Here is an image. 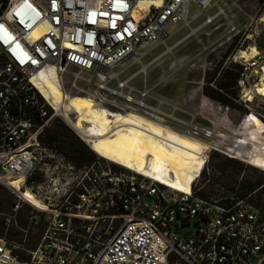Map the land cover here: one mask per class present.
<instances>
[{
  "label": "built area",
  "instance_id": "obj_1",
  "mask_svg": "<svg viewBox=\"0 0 264 264\" xmlns=\"http://www.w3.org/2000/svg\"><path fill=\"white\" fill-rule=\"evenodd\" d=\"M226 1L0 0V193L7 189L15 196L4 224L28 205L34 211L29 225L43 226L32 249L0 235V264H264V212L246 198L206 200L194 185L207 173L212 154L252 167L257 154L264 156V47L258 25L264 21L239 28L226 13ZM185 28V36L166 46L171 32ZM207 30L214 39L198 37L201 52L231 48L222 71L234 73V83L220 89L204 76L199 117L185 112L188 119L178 118L179 109L147 87L149 67L163 55L147 64L142 59L149 47L161 44L164 54L171 53L200 32L208 37ZM127 64L140 67L125 76ZM206 64L204 75L212 70L211 61ZM70 67L95 79L89 97L109 116L135 112L169 122L204 144L203 167L188 191L101 161L74 163L42 141L56 110L35 83L41 72L52 71L62 82ZM137 76L141 88L132 84ZM204 86L240 107L239 122L230 115L237 109L204 93ZM58 159L79 169L71 186L56 190ZM25 191L45 195L37 202ZM21 231L27 236L28 230Z\"/></svg>",
  "mask_w": 264,
  "mask_h": 264
},
{
  "label": "rangeland",
  "instance_id": "obj_2",
  "mask_svg": "<svg viewBox=\"0 0 264 264\" xmlns=\"http://www.w3.org/2000/svg\"><path fill=\"white\" fill-rule=\"evenodd\" d=\"M226 2L228 3L226 13L234 18L233 20L239 25V28L248 27L250 24V26L254 25V23L259 21V18L264 14V2L261 4L259 0H230ZM194 11V8H192L190 14ZM210 12H213V10ZM200 21V19L196 20L192 23V26H196ZM258 25L262 30L259 42H261L260 44L264 47V25H260L259 22ZM222 30L223 28L221 31ZM188 31L189 30L185 28L176 34L171 32V37L166 41V46H170L177 40L181 39ZM207 32L210 33V30H207ZM204 33L205 32H200V35L182 43L171 53L164 54L165 46L161 44L149 47L146 50L148 54L142 59V63L147 64L158 55H163L158 62L153 63L149 67L147 73V87L151 89V95L153 97L162 98L164 101L177 107L179 110L176 111L174 115L178 118L188 119L185 112L199 117V112H201L200 99L202 95L201 82L204 80V76L206 83L214 82V85L217 87H219L218 83L222 80L221 75L218 76V73L219 71H222L223 64L226 57L229 55L231 48H229V52L226 53L223 49H217L210 55L202 53L198 37L202 38L203 41L209 42L214 39L215 35V33H210L207 37ZM209 61L212 63V70H207V74L204 75V72L208 67L206 63ZM126 67L127 71L125 76H129L135 73L140 65L127 64ZM118 70L120 69L118 68ZM61 84L63 85V92L69 96L80 95L88 97L89 93H91L96 87V81L89 73L80 71L75 67L67 69L62 77ZM132 84L141 88L142 77H135ZM203 91L206 94L213 93V91L217 92L216 89L206 86L203 87ZM195 93L197 94L195 100H185L189 95H196ZM164 108L166 109L167 107ZM50 111L53 112L51 108ZM166 111L168 110L166 109ZM203 114L208 116V118L215 119V115L210 111H206V113ZM230 115L236 120V122H239L241 112L238 111V109L236 111L232 110ZM166 124H169V122H166ZM62 129H68L70 133L75 135L73 129L66 123L62 113L56 110L54 119L46 127L42 137L44 138V136H46L47 131L54 132ZM80 141L85 143L82 139H80ZM89 149L91 150L90 147ZM94 161H101L114 168L126 170L97 155ZM230 161L238 160L230 159L220 154H212L207 165V173H205V175L194 184L196 188L200 189L199 193L201 195L204 194L203 196L206 200H210L211 198L238 197L243 193L238 190H235L234 192L227 190L228 188L235 186L236 182L264 180V170L257 168V166H254V168L240 161L238 162L244 166L240 176L221 175L219 168ZM48 189L49 188H46L47 191ZM249 198L255 200L256 204H259L257 207L259 211L264 212V196L259 197L255 193H251L247 199ZM14 201L15 196L9 190L4 189L0 193V235L4 236L10 242H13L16 246H20V244L23 243L24 248L32 249L42 234L43 226H39L35 229L29 225L30 217L34 214V211L28 205H24L9 226H6L4 220L11 215V208ZM21 229L28 230L27 236L21 231ZM16 233L19 235H16ZM17 253L21 257L24 256L21 250H17Z\"/></svg>",
  "mask_w": 264,
  "mask_h": 264
},
{
  "label": "bare ground",
  "instance_id": "obj_3",
  "mask_svg": "<svg viewBox=\"0 0 264 264\" xmlns=\"http://www.w3.org/2000/svg\"><path fill=\"white\" fill-rule=\"evenodd\" d=\"M260 21H264V14ZM39 77L35 85L41 95L62 113L67 124L82 135L97 156L128 171L152 177L170 188L188 191L193 185L204 164L199 156L204 148L200 140L181 135L167 124L135 112L109 116L89 96L66 95L57 73L41 72ZM257 125L261 128L259 121ZM262 156L257 154L256 162L252 163L264 170ZM54 162L61 166L56 190L62 185L71 186L79 169L74 163L78 162L68 164L63 159ZM25 192L37 202L45 195Z\"/></svg>",
  "mask_w": 264,
  "mask_h": 264
},
{
  "label": "trees",
  "instance_id": "obj_4",
  "mask_svg": "<svg viewBox=\"0 0 264 264\" xmlns=\"http://www.w3.org/2000/svg\"><path fill=\"white\" fill-rule=\"evenodd\" d=\"M263 4L264 0H259ZM259 42V47L262 48V45ZM221 82L218 83L220 89H228L234 83L235 75L234 73L224 70L221 72ZM235 94V92H232ZM214 99L220 100L223 103L230 104L233 108L240 109L238 105H235L228 100H226L222 94L218 91H213V93H208ZM49 130V129H48ZM76 137L68 131V129L56 130V131H47L46 136L42 137V141L52 149L58 150L63 153L68 158L77 161L83 164H90L96 159V155L89 149V147L80 141V138ZM243 165L238 161H230L225 163L219 168L221 175H237L243 171ZM228 191L234 192L238 190L242 192V195L238 197L244 199L251 194L255 193L257 196H264V180L261 181H238L236 185L227 189ZM204 195V194H203ZM200 194L204 198V196ZM247 201L256 208L259 204H256V201L253 199H247ZM222 203H229L228 201H223ZM16 235H19L16 233Z\"/></svg>",
  "mask_w": 264,
  "mask_h": 264
},
{
  "label": "crops",
  "instance_id": "obj_5",
  "mask_svg": "<svg viewBox=\"0 0 264 264\" xmlns=\"http://www.w3.org/2000/svg\"><path fill=\"white\" fill-rule=\"evenodd\" d=\"M191 93V92H190ZM196 94V93H195ZM199 95V94H198ZM197 96V94L196 95H194V96H191V95H189V97H187L185 100L186 101H189V100H195V97Z\"/></svg>",
  "mask_w": 264,
  "mask_h": 264
}]
</instances>
